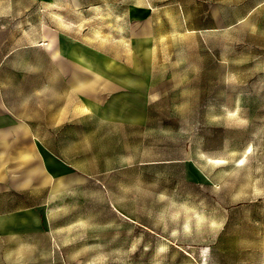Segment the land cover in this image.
Listing matches in <instances>:
<instances>
[{
  "label": "rangeland",
  "instance_id": "374dc122",
  "mask_svg": "<svg viewBox=\"0 0 264 264\" xmlns=\"http://www.w3.org/2000/svg\"><path fill=\"white\" fill-rule=\"evenodd\" d=\"M129 5L149 12L134 30L142 43H121L122 24L104 10L92 13L88 30L98 59H135L152 75L144 130L125 132L122 150L134 165L106 180L122 215L96 188L67 202L58 228L59 243L69 247L64 263L264 264V0ZM50 11L1 20L12 32L0 34V58H39L12 51L25 43L13 40L30 23L57 26ZM25 261L53 260L0 256V264Z\"/></svg>",
  "mask_w": 264,
  "mask_h": 264
},
{
  "label": "crops",
  "instance_id": "0c3cea01",
  "mask_svg": "<svg viewBox=\"0 0 264 264\" xmlns=\"http://www.w3.org/2000/svg\"><path fill=\"white\" fill-rule=\"evenodd\" d=\"M115 4L124 9L112 11ZM129 6V0H0V22L50 10L57 20L55 27L28 23L16 33L13 42L24 37L25 43L12 51L39 58H0L1 258L65 264L69 247L59 243L58 228L65 226L67 202L87 188L88 196L100 190L118 212L106 180L134 165L123 140L125 132L144 130L145 83L152 75L135 59H98L88 29L92 13L104 10L122 24L121 43H142L145 36L134 30L149 12ZM2 32L12 28L0 25ZM18 64L31 71L5 73Z\"/></svg>",
  "mask_w": 264,
  "mask_h": 264
}]
</instances>
